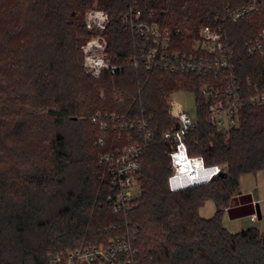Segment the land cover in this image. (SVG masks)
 <instances>
[{
	"label": "trees",
	"instance_id": "16d2710c",
	"mask_svg": "<svg viewBox=\"0 0 264 264\" xmlns=\"http://www.w3.org/2000/svg\"><path fill=\"white\" fill-rule=\"evenodd\" d=\"M242 6V0H0V264H51L52 256L126 235L131 264H264V233L251 228L233 235L222 225L226 210L233 218L235 211L251 216L247 202L232 205L241 177L264 170V106H245L239 127L228 131L200 115L186 135L188 155L222 173L171 192L176 144L164 135L178 124L168 100L194 93L199 110L200 90L221 82L137 70L134 36L121 22L139 11L144 22L169 33L173 52L186 54L203 28H220L242 85L264 84V52L247 53L264 30V8L239 22L226 20ZM93 9L109 15L107 56L118 67L99 78L87 73L83 56ZM98 114L149 120L152 138L137 176L141 196L129 212L114 213L110 170L101 158L140 134L111 123L102 131L93 122ZM209 201L216 213L205 219L199 210Z\"/></svg>",
	"mask_w": 264,
	"mask_h": 264
},
{
	"label": "built area",
	"instance_id": "2783aa9c",
	"mask_svg": "<svg viewBox=\"0 0 264 264\" xmlns=\"http://www.w3.org/2000/svg\"><path fill=\"white\" fill-rule=\"evenodd\" d=\"M243 6L226 15V20L239 22L264 8V0H242ZM121 22L128 25L134 36L136 54L133 66L137 70H160L173 74H191L204 76L220 81V86L205 87L200 90L199 97L203 99V106L199 109L201 117L210 122L219 131H228L238 128L241 113L245 106L259 108L264 106V84L242 85L237 75L236 55L227 43L228 35L220 28L205 27L201 30L199 40L192 54L178 53L171 50V39L168 32L162 31L156 25L144 22L139 11H131ZM109 24V15L102 10L93 9L86 15V29L91 38L83 47L84 67L89 75L99 78L104 71L115 74L118 67L112 66L107 56L108 42L104 32ZM264 52V30L247 44V53L250 57ZM171 111L176 104L172 98L168 102ZM173 114V112H172ZM178 127L171 133L164 135L165 139H172L176 144L171 154L174 176L169 180L171 192H177L205 182L186 187L180 186L183 182L177 181L182 163V156L190 162H201L202 169L210 174V182L215 176L222 173L221 167L207 168L202 158L191 159L188 155L186 135L195 127L188 113L178 107V113L173 114ZM93 122L98 124L102 131H106L110 123L121 129L136 130L140 140L131 146L117 150L101 158L102 164L109 167L110 187L114 213H125L131 210V189L137 186V176L140 173L141 157L148 141L152 138L149 129V120L144 114L132 119H121L116 115L98 114ZM106 137L105 134L103 136ZM130 140V139H129ZM103 144V138L100 139ZM191 179H194L192 172ZM257 221V216L251 218ZM133 257L130 236H122L107 245H100L85 250H74L63 255L51 257V264H131Z\"/></svg>",
	"mask_w": 264,
	"mask_h": 264
},
{
	"label": "rangeland",
	"instance_id": "374dc122",
	"mask_svg": "<svg viewBox=\"0 0 264 264\" xmlns=\"http://www.w3.org/2000/svg\"><path fill=\"white\" fill-rule=\"evenodd\" d=\"M169 101V100H168ZM167 101V102H168ZM172 101L176 104V107L172 109L173 114L178 113V107H182L189 115L193 122H198L200 119L199 110L197 107V99L194 93L180 92L174 94ZM240 191L244 194L248 193L254 200V212L257 215L256 205L259 206L261 213V220L251 222L250 218H243L237 220H231L225 211L222 217L223 227L231 234L236 235L241 231L251 228L258 229L261 233H264V170L254 174L243 175L240 179ZM132 196L135 199L140 198L141 191L138 186L131 189ZM216 213V206L214 202L209 201L203 207L200 208V217L209 219Z\"/></svg>",
	"mask_w": 264,
	"mask_h": 264
},
{
	"label": "bare ground",
	"instance_id": "6f19581e",
	"mask_svg": "<svg viewBox=\"0 0 264 264\" xmlns=\"http://www.w3.org/2000/svg\"><path fill=\"white\" fill-rule=\"evenodd\" d=\"M182 163V168L180 170L179 177L174 180V183L177 181H182L183 183L180 186H192L197 183L201 182H207L210 178V173L203 171L201 162H190L187 160V157L185 158L182 156V159L180 160ZM194 173V179H191V174Z\"/></svg>",
	"mask_w": 264,
	"mask_h": 264
},
{
	"label": "crops",
	"instance_id": "0c3cea01",
	"mask_svg": "<svg viewBox=\"0 0 264 264\" xmlns=\"http://www.w3.org/2000/svg\"><path fill=\"white\" fill-rule=\"evenodd\" d=\"M244 197L247 198V201H244ZM244 202H247L248 205H249L248 210L250 211V214H251V216H250L249 218H250V220H251V218H252L253 216H255L256 214H255V212H254V200H253V198H252V196H251L250 194H248V193L244 194V193H242V192L240 191V193H239V194L235 197V199H234V202H233L232 208L238 209L239 207H241V206L244 205ZM257 206H258V205H256V207H257ZM226 212H227V214H228V216H229V218H230L231 220L243 219V218H247V217H248V216H246V217H241V216H242L241 212H240V211H235V212H233V215H234L235 218H233L227 210H226ZM256 216H257V215H256ZM257 220H259V219H258V216H257ZM251 222H252V221H251ZM255 222H256V221H255ZM253 223H254V222H253Z\"/></svg>",
	"mask_w": 264,
	"mask_h": 264
},
{
	"label": "water",
	"instance_id": "95a60500",
	"mask_svg": "<svg viewBox=\"0 0 264 264\" xmlns=\"http://www.w3.org/2000/svg\"><path fill=\"white\" fill-rule=\"evenodd\" d=\"M257 209V216H258V219L261 220V213H260V210H259V206L256 207Z\"/></svg>",
	"mask_w": 264,
	"mask_h": 264
}]
</instances>
